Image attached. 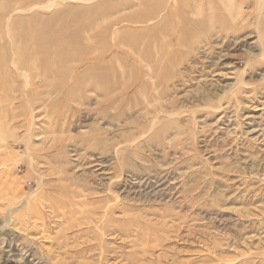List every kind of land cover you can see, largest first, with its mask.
<instances>
[{
  "label": "rangeland",
  "instance_id": "rangeland-1",
  "mask_svg": "<svg viewBox=\"0 0 264 264\" xmlns=\"http://www.w3.org/2000/svg\"><path fill=\"white\" fill-rule=\"evenodd\" d=\"M49 1L0 0V264H264V0Z\"/></svg>",
  "mask_w": 264,
  "mask_h": 264
},
{
  "label": "bare ground",
  "instance_id": "bare-ground-1",
  "mask_svg": "<svg viewBox=\"0 0 264 264\" xmlns=\"http://www.w3.org/2000/svg\"><path fill=\"white\" fill-rule=\"evenodd\" d=\"M54 1H56V0H50L49 1V3H47L46 5H44V6H42V7H49V6H52L53 5V3H54ZM35 7H37V6H35ZM34 8V7H33ZM30 9H32V8H30ZM9 16H11V15H9ZM8 22V21H7ZM7 37H9V36H7ZM27 37H28V35H27ZM10 39V38H9ZM16 60V61H15ZM11 65L13 66V68H14V70H16V71H18L21 75H22V77L24 78V82H29L30 81V77H29V73L27 72V71H25V70H21V68L19 67V66H21V64H20V62L19 61H17V58L15 57V56H13L12 57V59H11ZM16 74H17V72H16ZM19 74V75H20ZM9 210V209H8ZM24 254V253H23ZM20 257V256H19ZM23 257V256H22ZM23 259V258H22ZM4 261V260H3ZM21 261V260H20ZM20 261H19V263H20Z\"/></svg>",
  "mask_w": 264,
  "mask_h": 264
}]
</instances>
